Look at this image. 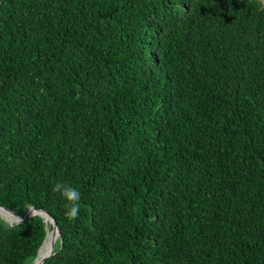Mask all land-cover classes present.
Masks as SVG:
<instances>
[{
  "label": "trees",
  "instance_id": "16d2710c",
  "mask_svg": "<svg viewBox=\"0 0 264 264\" xmlns=\"http://www.w3.org/2000/svg\"><path fill=\"white\" fill-rule=\"evenodd\" d=\"M0 205L44 264H264L258 0H0Z\"/></svg>",
  "mask_w": 264,
  "mask_h": 264
},
{
  "label": "clouds",
  "instance_id": "9594fccd",
  "mask_svg": "<svg viewBox=\"0 0 264 264\" xmlns=\"http://www.w3.org/2000/svg\"><path fill=\"white\" fill-rule=\"evenodd\" d=\"M262 10H264V0H258ZM53 192H59L69 202L70 208L65 212L67 219L72 220L78 217L80 211V192L71 186L57 183L53 187ZM17 222H20L19 220Z\"/></svg>",
  "mask_w": 264,
  "mask_h": 264
},
{
  "label": "water",
  "instance_id": "95a60500",
  "mask_svg": "<svg viewBox=\"0 0 264 264\" xmlns=\"http://www.w3.org/2000/svg\"><path fill=\"white\" fill-rule=\"evenodd\" d=\"M0 210H8V211L14 213L15 215H17V216L19 217V218L17 219V221H18V220L20 221L19 223L23 222V221H24L25 219H27V218L35 217V215H34V214H31V213H32V211H38V212L42 213L44 216H47V219L45 218V219H44V222H45V223H50V225L52 226L51 233H53L54 235H57L58 237L60 236V231H59V229H58V225H57V222H56L55 218H54L53 216H51L48 212L44 211V210H39V209H36V208L32 207V208H30L25 214H21V213H19V212L14 211V210H11V209H8V208H5V207H3L2 205H0ZM0 214H1V211H0ZM17 221H16V222H17ZM46 237H47V235H46ZM45 241H46V238H45V240H44L42 246L40 247V249H39V251H38L37 258H38V256H39V253H40V251H41V249H42V247H43ZM56 249H57V248H56V242H55L54 245H53V250L50 251V253L44 257V259L42 260V264L45 263V260H46V259H48L49 257H51V256H53V255L55 254ZM37 258H36V260H37ZM36 260H35V262H36ZM34 264H35V263H34Z\"/></svg>",
  "mask_w": 264,
  "mask_h": 264
},
{
  "label": "bare ground",
  "instance_id": "6f19581e",
  "mask_svg": "<svg viewBox=\"0 0 264 264\" xmlns=\"http://www.w3.org/2000/svg\"><path fill=\"white\" fill-rule=\"evenodd\" d=\"M1 211V215L10 220L11 222L13 221H17V219L19 218L17 215H15L14 213L8 211V210H0ZM31 214L39 215L40 217H42L43 219H47V216H44L42 213L38 212V211H32ZM58 239L57 235H54L53 233H51V231L48 228V233H47V237H46V241L40 251V255L38 256L35 264H42V260L44 259V257L46 255H48L50 253V251L53 250V245L56 242V240Z\"/></svg>",
  "mask_w": 264,
  "mask_h": 264
},
{
  "label": "rangeland",
  "instance_id": "374dc122",
  "mask_svg": "<svg viewBox=\"0 0 264 264\" xmlns=\"http://www.w3.org/2000/svg\"><path fill=\"white\" fill-rule=\"evenodd\" d=\"M2 216V215H1ZM3 217V216H2ZM6 219V218H5ZM9 223H11V221L10 220H8V219H6ZM13 222V221H12ZM34 261V260H33ZM31 263V262H30Z\"/></svg>",
  "mask_w": 264,
  "mask_h": 264
}]
</instances>
